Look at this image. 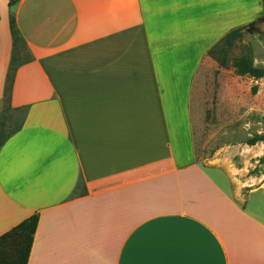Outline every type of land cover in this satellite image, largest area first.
<instances>
[{"label":"crops","instance_id":"obj_1","mask_svg":"<svg viewBox=\"0 0 264 264\" xmlns=\"http://www.w3.org/2000/svg\"><path fill=\"white\" fill-rule=\"evenodd\" d=\"M15 5L33 60L9 98L24 116L0 149V236L38 215L28 264H264L263 206H247L264 189L236 200L199 161L192 120L208 52L260 23L263 0Z\"/></svg>","mask_w":264,"mask_h":264},{"label":"rangeland","instance_id":"obj_2","mask_svg":"<svg viewBox=\"0 0 264 264\" xmlns=\"http://www.w3.org/2000/svg\"><path fill=\"white\" fill-rule=\"evenodd\" d=\"M11 1L0 0V46L11 35L10 18L16 13ZM249 31H244L242 40L228 56L229 65L233 57L247 55L250 48L254 64L264 65V19ZM20 49L18 62L33 56L28 45ZM220 59L219 55L207 57L194 82V138L199 161L243 203L254 189H264V141L250 144L256 137H264V78L239 76L232 67H222ZM9 98L5 85L0 97L4 135L18 128L24 116L23 111L10 108ZM252 204L262 205L264 213V191L249 199L250 209Z\"/></svg>","mask_w":264,"mask_h":264},{"label":"trees","instance_id":"obj_3","mask_svg":"<svg viewBox=\"0 0 264 264\" xmlns=\"http://www.w3.org/2000/svg\"><path fill=\"white\" fill-rule=\"evenodd\" d=\"M264 2V0H263ZM16 4L12 0L10 6ZM255 23H252V25ZM249 25L241 26L231 30L227 33L214 47L208 52L207 57L219 55L221 57L220 64L222 67H232L236 74L242 77H250L255 80L264 78V67H258L254 64V57L252 49L248 50V54L240 57H233L231 64L228 63V56L233 51L239 41L244 36V31ZM10 32L12 36V57L9 70L6 78V90L11 95L14 78L18 68L31 62L33 56L25 61L18 62L17 54L21 52L20 46L27 47V43L21 35L17 27L16 18H10ZM20 127L11 131L9 134L4 135L2 124L0 122V149L4 146L7 140L19 130ZM264 141V137H256L250 144H256ZM39 216L33 215L28 219L22 221L7 233L0 236V264H28L32 246L34 243L35 234L38 228Z\"/></svg>","mask_w":264,"mask_h":264}]
</instances>
